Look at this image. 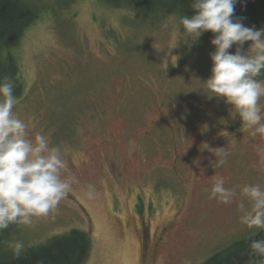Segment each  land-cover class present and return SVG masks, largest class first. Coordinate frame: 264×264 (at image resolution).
Returning <instances> with one entry per match:
<instances>
[{"label": "rangeland", "instance_id": "obj_1", "mask_svg": "<svg viewBox=\"0 0 264 264\" xmlns=\"http://www.w3.org/2000/svg\"><path fill=\"white\" fill-rule=\"evenodd\" d=\"M29 2L36 20L17 48H3L17 56L24 80L13 111L29 138L42 133L60 148L63 175L78 183L48 217L20 225L11 244L27 250L79 230L91 237L83 264H202L260 231L240 222L239 196L230 205L209 199L217 177L237 192L264 188L256 151L264 137L201 90L215 50L208 32L192 41L180 15L131 16L112 0ZM258 107L264 115V95ZM204 143L228 153L223 166H210L218 157Z\"/></svg>", "mask_w": 264, "mask_h": 264}, {"label": "clouds", "instance_id": "obj_2", "mask_svg": "<svg viewBox=\"0 0 264 264\" xmlns=\"http://www.w3.org/2000/svg\"><path fill=\"white\" fill-rule=\"evenodd\" d=\"M237 0H191L194 15H183L179 25L187 38L197 41L210 31L214 51L209 53L211 73L203 80L201 89L209 98L217 97L232 106L230 115L239 117L242 126L255 136L264 137V115L258 107L264 95V28L245 26L242 18L234 16ZM246 42H250L247 49ZM235 46V51L229 50ZM18 99L14 95V82L10 77L0 80V231L11 225L30 226L33 218L48 217L66 199L78 181L64 176L66 167L61 150L50 146L49 138L37 133L29 138L28 125L13 111ZM215 158L210 166L219 168L226 163L228 153L204 143ZM256 151L264 156V146ZM204 171L203 169L201 170ZM95 189L87 186L84 195L94 198ZM240 222L249 229L264 231V188L259 184H246L239 192L225 187L217 177L209 191V199L230 205L237 197ZM247 199L251 207L245 206ZM29 244L27 247H33ZM13 255L19 259L26 250L23 241L10 244ZM247 264H264V238L251 240Z\"/></svg>", "mask_w": 264, "mask_h": 264}, {"label": "trees", "instance_id": "obj_3", "mask_svg": "<svg viewBox=\"0 0 264 264\" xmlns=\"http://www.w3.org/2000/svg\"><path fill=\"white\" fill-rule=\"evenodd\" d=\"M112 1L116 3V7L113 6L114 8L126 10L132 13L131 16H133V12L136 14L135 10L140 9L147 10L143 11L144 15L150 14L151 12L149 11H154L155 9L160 10L156 12L161 13L160 17L157 18L158 20L166 19L169 16H177L176 14L180 16L195 14L191 8V0H126L129 3H133L135 7L122 0ZM32 5L29 0H0V80L5 77L12 79L14 82V95L17 99L25 90L24 80L21 76L17 56H13L9 51L4 54L3 48L8 43L16 45V48L19 46L26 30L37 18L36 14L32 12ZM170 5L178 13H171ZM165 11L169 14L165 13ZM151 15L156 17L155 13ZM234 16L242 18L243 24L248 27L255 26L261 22L264 24V0H237ZM26 26L28 28L24 31ZM208 33L210 37H213L210 31ZM19 73L20 81L17 79ZM262 78L264 77H259L258 79ZM18 227L17 225H11L8 229L0 231V264H83L90 253L91 237L89 234L84 231L73 230L54 237L44 245L28 248L17 259L11 251L10 244ZM262 238H264V231H259L234 241L227 248L210 256L202 264H247L250 253V241Z\"/></svg>", "mask_w": 264, "mask_h": 264}]
</instances>
